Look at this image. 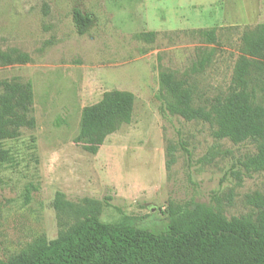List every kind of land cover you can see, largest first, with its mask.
<instances>
[{"label": "rangeland", "instance_id": "374dc122", "mask_svg": "<svg viewBox=\"0 0 264 264\" xmlns=\"http://www.w3.org/2000/svg\"><path fill=\"white\" fill-rule=\"evenodd\" d=\"M74 10L92 19L84 35ZM259 24L264 0H0V50L30 58L0 67V82L31 85L35 120L2 145L10 158L0 164V259L56 239L96 207L103 223L127 218L154 234L168 231L169 209L189 202L254 216L246 196H264V172L244 162L255 145L168 114L158 75L185 78L194 106L208 104L230 85L242 32ZM210 29L214 44L196 33ZM209 50L210 63L193 69ZM114 90L134 96L131 120L88 154L74 143L82 110ZM58 192L69 207L56 210Z\"/></svg>", "mask_w": 264, "mask_h": 264}, {"label": "trees", "instance_id": "16d2710c", "mask_svg": "<svg viewBox=\"0 0 264 264\" xmlns=\"http://www.w3.org/2000/svg\"><path fill=\"white\" fill-rule=\"evenodd\" d=\"M72 21L77 35H84L92 24L90 16L79 10L72 12ZM196 33L207 43L216 42L213 29ZM212 56L213 50L201 52L193 69H204ZM29 61L17 49L0 50V67ZM158 81L168 114L213 126L216 139L252 142L256 151L244 166L251 172H264V24L244 29L230 85L208 104L194 106L192 87L172 72H160ZM32 104L29 83L0 82V164L10 158L3 142L17 139L22 128L35 127ZM133 106L134 96L129 92L103 93L97 103L83 108L74 143L95 155L107 136L130 122ZM246 201L255 209L252 217L226 218L195 202L169 209L168 231L159 234L136 228L127 218L116 224L103 223L96 207L56 239L36 240L28 250L0 259V264H264V196L253 193ZM63 205L69 207L58 192L56 210Z\"/></svg>", "mask_w": 264, "mask_h": 264}]
</instances>
